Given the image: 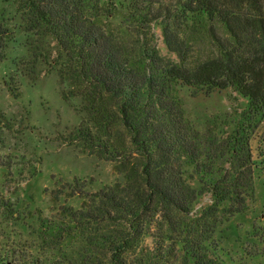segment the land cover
I'll list each match as a JSON object with an SVG mask.
<instances>
[{
	"label": "trees",
	"instance_id": "trees-1",
	"mask_svg": "<svg viewBox=\"0 0 264 264\" xmlns=\"http://www.w3.org/2000/svg\"><path fill=\"white\" fill-rule=\"evenodd\" d=\"M0 2L10 4L0 6V62L24 33L4 81L10 94L21 93V76L54 69L63 99L78 98L82 112L67 140L123 178L94 191L91 178L58 180L45 190L46 215L0 192V264H227L216 230L255 192L264 0ZM220 93L243 106L230 130H200L185 98Z\"/></svg>",
	"mask_w": 264,
	"mask_h": 264
},
{
	"label": "rangeland",
	"instance_id": "rangeland-1",
	"mask_svg": "<svg viewBox=\"0 0 264 264\" xmlns=\"http://www.w3.org/2000/svg\"><path fill=\"white\" fill-rule=\"evenodd\" d=\"M173 4L176 0H161ZM10 5L0 2V6ZM13 10V7H10ZM157 47L168 56L158 27H153ZM24 33L16 32L7 57L0 62V192L15 202L19 210L39 207L50 213L49 194L58 180L91 178V190L115 181H123L113 163L88 155L79 143L67 136L81 121L78 98L65 100L57 72L46 65L39 69L36 81L20 77L21 93L13 97L4 81L14 70L12 62L25 53ZM244 104L230 100L224 93L196 100L185 98V113L200 130H230L228 121ZM256 168L254 196L246 210L224 221L216 230L217 255L227 264H264V122L252 140ZM202 198L197 207L208 203ZM79 206L80 199L68 200ZM149 241V240H148Z\"/></svg>",
	"mask_w": 264,
	"mask_h": 264
}]
</instances>
